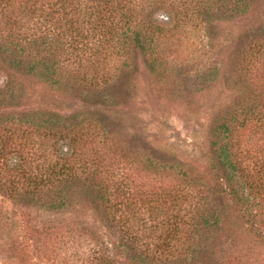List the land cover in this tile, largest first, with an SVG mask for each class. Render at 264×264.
Returning <instances> with one entry per match:
<instances>
[{
	"label": "trees",
	"instance_id": "obj_1",
	"mask_svg": "<svg viewBox=\"0 0 264 264\" xmlns=\"http://www.w3.org/2000/svg\"><path fill=\"white\" fill-rule=\"evenodd\" d=\"M92 1L88 17L69 20L71 28L62 33L0 36V123L1 115H11L5 109L14 107L4 104L3 97L11 96L19 83L15 69L56 84L54 77L63 70L59 51L71 64L65 73L78 71L79 80L90 87L113 82V67L119 62L126 66L133 57L143 59L153 74L162 71L154 45L160 33L120 32L115 26L132 20L130 14L115 18L122 0ZM248 7L246 2L240 6ZM85 23L93 27L72 28ZM243 39L242 65L235 72L240 99L210 123L206 135L208 176L145 154L137 158L116 151L113 158L110 145L117 143L103 119L109 113L95 103L66 114L33 110L23 115L18 123L26 126L25 135L32 126L39 135L48 130L64 141L67 151L73 149L74 160L60 156L50 172L47 168L38 176L22 157L0 173L1 195L52 209H62L78 196L91 218L84 224L109 235L111 248L101 250L95 264H196L213 252L210 236L264 240V221L256 218L264 213V19ZM45 114L46 119L40 118ZM15 246L12 242L5 251L12 253Z\"/></svg>",
	"mask_w": 264,
	"mask_h": 264
},
{
	"label": "rangeland",
	"instance_id": "obj_2",
	"mask_svg": "<svg viewBox=\"0 0 264 264\" xmlns=\"http://www.w3.org/2000/svg\"><path fill=\"white\" fill-rule=\"evenodd\" d=\"M35 2L0 0L2 38L10 32L62 33L71 28L66 24L69 20L88 17L94 4L92 0ZM242 2L249 4L246 10L240 8ZM120 5L115 18L130 14L132 20L115 26L118 31L160 33L154 45L163 60L162 71L153 74L143 59L133 57L126 66L119 62L113 67V82L90 87L79 80L78 71L65 73L71 64L60 51L56 58L63 70L54 77L56 84L15 69L19 83L11 96L3 97L4 104L14 107L5 109L11 115H1L0 173L22 157L38 176L47 168L50 172L60 156L74 160L73 149L67 151L64 141L48 130L41 129L43 136L32 126L25 135L26 126L18 123L23 115L33 110L66 114L97 103L109 113L100 114L108 119L109 136L117 143L110 145L113 158L116 151L137 158L145 154L167 164H187L208 176V128L240 99L235 72L242 65L243 38L264 19V0H122ZM92 27L85 23L72 28ZM3 77L0 71V82ZM29 116L39 120L38 115ZM28 202L0 193V264H95L100 251L111 248L107 233L84 224L91 218L78 196L62 209ZM256 218L258 223L264 221V213ZM213 237H209L215 243L210 257L196 264H264L263 239ZM12 242L15 250L8 253Z\"/></svg>",
	"mask_w": 264,
	"mask_h": 264
}]
</instances>
